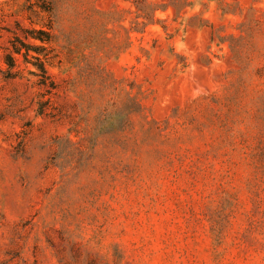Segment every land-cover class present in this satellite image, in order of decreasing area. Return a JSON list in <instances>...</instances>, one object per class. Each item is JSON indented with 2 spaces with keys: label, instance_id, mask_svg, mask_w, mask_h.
Segmentation results:
<instances>
[{
  "label": "rangeland",
  "instance_id": "1",
  "mask_svg": "<svg viewBox=\"0 0 264 264\" xmlns=\"http://www.w3.org/2000/svg\"><path fill=\"white\" fill-rule=\"evenodd\" d=\"M39 6L44 83L0 71V264H264V0H0L1 68Z\"/></svg>",
  "mask_w": 264,
  "mask_h": 264
},
{
  "label": "trees",
  "instance_id": "2",
  "mask_svg": "<svg viewBox=\"0 0 264 264\" xmlns=\"http://www.w3.org/2000/svg\"><path fill=\"white\" fill-rule=\"evenodd\" d=\"M28 11L29 14H33L31 8ZM30 21L40 25L24 27L17 23L14 30H9L11 33L9 44L3 48L1 57L5 68L0 67V71L5 78L16 75L19 72L16 70L18 60L21 58L23 63L30 64L36 69V72L32 73L40 77V83H44L41 78L47 75L48 66L53 65L57 57L53 46L55 37L51 10L39 6L38 19Z\"/></svg>",
  "mask_w": 264,
  "mask_h": 264
}]
</instances>
